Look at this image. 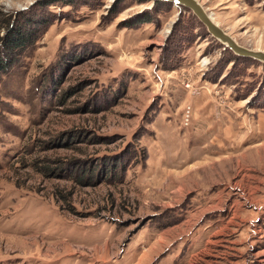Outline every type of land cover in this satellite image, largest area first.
<instances>
[{"label": "rangeland", "instance_id": "obj_1", "mask_svg": "<svg viewBox=\"0 0 264 264\" xmlns=\"http://www.w3.org/2000/svg\"><path fill=\"white\" fill-rule=\"evenodd\" d=\"M197 1L264 51V0ZM29 18L0 72V264H264V63L152 0H7L0 51Z\"/></svg>", "mask_w": 264, "mask_h": 264}, {"label": "water", "instance_id": "obj_2", "mask_svg": "<svg viewBox=\"0 0 264 264\" xmlns=\"http://www.w3.org/2000/svg\"><path fill=\"white\" fill-rule=\"evenodd\" d=\"M166 1L175 5L188 8L206 27L207 32L218 39L225 47L230 49L235 55L248 57L264 63V51L259 49H251L240 45L228 33H226L218 24L211 19V15L203 8L197 0H152Z\"/></svg>", "mask_w": 264, "mask_h": 264}, {"label": "trees", "instance_id": "obj_3", "mask_svg": "<svg viewBox=\"0 0 264 264\" xmlns=\"http://www.w3.org/2000/svg\"><path fill=\"white\" fill-rule=\"evenodd\" d=\"M47 22V19L36 21L32 18H29L25 21L27 26L25 24V26L23 27V24H20L17 28H15L14 31L9 32L5 35V37L2 39L3 41H5V44L3 50L0 51V72H4L10 65L11 61L13 60L12 56L15 55V50L20 52L24 47L32 44L36 40V29H32L31 27H29V25H46Z\"/></svg>", "mask_w": 264, "mask_h": 264}, {"label": "clouds", "instance_id": "obj_4", "mask_svg": "<svg viewBox=\"0 0 264 264\" xmlns=\"http://www.w3.org/2000/svg\"><path fill=\"white\" fill-rule=\"evenodd\" d=\"M6 2H7V0H0V4H4V3H6ZM27 3H28L29 5H31V4L35 3V0H27Z\"/></svg>", "mask_w": 264, "mask_h": 264}, {"label": "built area", "instance_id": "obj_5", "mask_svg": "<svg viewBox=\"0 0 264 264\" xmlns=\"http://www.w3.org/2000/svg\"><path fill=\"white\" fill-rule=\"evenodd\" d=\"M190 111H189V109H187V113H189Z\"/></svg>", "mask_w": 264, "mask_h": 264}, {"label": "bare ground", "instance_id": "obj_6", "mask_svg": "<svg viewBox=\"0 0 264 264\" xmlns=\"http://www.w3.org/2000/svg\"><path fill=\"white\" fill-rule=\"evenodd\" d=\"M211 19H213V18H211Z\"/></svg>", "mask_w": 264, "mask_h": 264}]
</instances>
